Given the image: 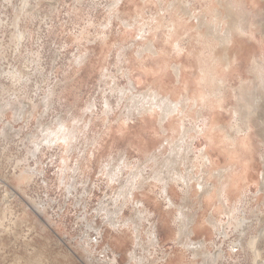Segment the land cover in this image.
I'll return each mask as SVG.
<instances>
[{"label": "rangeland", "instance_id": "obj_1", "mask_svg": "<svg viewBox=\"0 0 264 264\" xmlns=\"http://www.w3.org/2000/svg\"><path fill=\"white\" fill-rule=\"evenodd\" d=\"M227 3L240 28L211 78L224 52L206 25L227 27ZM149 91L180 108L135 109ZM183 135L194 178L168 193L156 173ZM263 177L264 0H0V264H255L261 233L264 264Z\"/></svg>", "mask_w": 264, "mask_h": 264}, {"label": "bare ground", "instance_id": "obj_2", "mask_svg": "<svg viewBox=\"0 0 264 264\" xmlns=\"http://www.w3.org/2000/svg\"><path fill=\"white\" fill-rule=\"evenodd\" d=\"M228 4V3H227ZM231 4H228V5H222L223 8L225 9L226 13H225V17L229 20V22L227 23V27L222 31L220 29V27H216L215 25L213 24H210V25H206L207 26V34L208 35H211L215 40H217V42L219 44H221V47H222V50H223V55L219 56V57H212V59L214 60L215 64H213V66L211 65H208V66H204V73L205 75H210L211 78H214L215 74H217L219 71L218 69L222 68L224 71H226L225 69H228L230 67V64H231V59H230V55L228 53V50H227V46L228 44L232 43L233 42V37L235 36V33L239 30L240 28V22L238 20V18L236 17L233 9L231 8L230 6ZM184 9L185 11H188L190 12V9L188 6H184ZM222 12L218 11V14L221 15ZM223 14V13H222ZM219 18V16H217ZM221 17V16H220ZM238 41V40H237ZM239 51V50H238ZM193 55V54H192ZM194 58V57H193ZM189 59V58H188ZM192 59V58H191ZM183 60V59H182ZM188 60L186 59V62ZM185 62V61H184ZM167 67V66H166ZM155 69V68H154ZM167 69V68H166ZM157 71V70H156ZM155 71V72H156ZM162 71V70H161ZM169 71V69H168ZM182 71V70H181ZM209 71H211V73H209ZM163 72V71H162ZM167 72V71H166ZM177 74H178V70H177ZM157 76L159 74H156ZM162 75V73H161ZM166 75V74H165ZM160 76V75H159ZM167 77V76H165ZM164 79V78H163ZM160 80V79H159ZM189 81V80H188ZM167 85V84H166ZM133 86V85H132ZM131 86V87H132ZM159 86V85H158ZM163 86V85H162ZM135 88V87H134ZM159 88V87H158ZM170 89V87H168ZM160 89V88H159ZM173 89V88H172ZM162 90V89H161ZM130 91V90H128ZM163 92V91H162ZM173 92V91H172ZM161 93V92H160ZM247 93H249V95L247 96H244L243 95V100L244 101H254V94L252 90H248ZM163 94H165V92H163ZM173 94H171L172 96ZM173 99V98H172ZM176 99V98H175ZM124 102V101H123ZM134 104H135V109H138V110H142V109H145V108H148V105L151 106L152 108L154 107H158L160 110H161V115L163 118L167 117L168 118V115L173 112L174 110H178L179 105H181L182 102H174L172 101L169 97H162L161 95L158 94V92H147L145 94H143V98L142 99H139V98H136L134 96ZM184 102H185V99H184ZM190 102V101H189ZM247 102H243V116H244V119L248 120V118L250 117V114L251 112L249 111V108H250V105L248 106L247 105ZM122 103V102H121ZM257 103V104H256ZM256 103H253V107L254 108H258V102ZM123 104V103H122ZM187 105V104H186ZM183 106V104H182ZM155 108V109H156ZM110 109V108H109ZM134 109V108H133ZM147 110V109H146ZM154 110V109H153ZM133 111V110H132ZM153 112V111H152ZM151 112V113H152ZM134 113V112H133ZM146 113V112H145ZM154 114V113H153ZM253 114V112H252ZM133 115V114H132ZM144 115V114H143ZM146 115V114H145ZM148 116V115H147ZM155 116V114H154ZM142 122H143V119H142ZM141 123V122H140ZM129 124V123H128ZM149 124V123H148ZM151 124V123H150ZM149 124V126H150ZM172 124V122H171ZM60 126H63V136L62 138L65 139L66 141L69 139V134L68 132H66V128L64 127V125L61 123ZM125 126H127L125 124ZM146 126V125H145ZM123 127V126H122ZM131 127V126H130ZM139 127V126H138ZM62 128V127H61ZM129 128V127H127ZM122 129V128H121ZM124 129V128H123ZM131 129V128H129ZM60 130V128H59ZM119 130V129H118ZM61 131V132H62ZM120 131V130H119ZM126 131V130H125ZM131 131V130H130ZM129 131V132H130ZM138 131V130H137ZM60 132V131H59ZM60 132V133H61ZM127 132V131H126ZM186 132V131H185ZM123 133V132H122ZM56 134H58L57 132L54 133L55 137H56ZM61 134V135H62ZM129 134V133H128ZM145 134V133H144ZM144 134L141 135L140 137V140L142 141L145 137ZM123 135V134H121ZM127 135V134H126ZM125 136V134H124ZM126 137V136H125ZM148 137V136H147ZM145 137V138H147ZM182 137V136H181ZM185 137H187L186 135H183V137L181 138V141H177L175 142V144L173 145V147H171V152L167 155V157L161 162L162 163V168L159 170L158 173V176L156 177V180L157 178L159 180H162V181H165L166 183V186H165V191H167L169 193V190H170V187H169V180L172 179V178H180L183 180V182L189 186V183L191 182V180L194 178V175L191 173V172H187V173H183L180 169V165L181 163L185 164V162H183L186 158H188L186 154L187 152V149L190 148L187 144V141L185 140ZM59 138L61 137H58V138H55V140H58ZM135 139H138L137 137ZM183 141V143H182ZM139 142V141H138ZM151 143V140H149L147 138V140L145 141V143H142V146H143V149L144 148H148L150 146ZM141 146V148H142ZM188 146V147H187ZM155 157V156H154ZM124 159V158H123ZM152 159V158H151ZM128 161V159H126ZM162 160V159H161ZM155 162V161H154ZM160 162V161H159ZM188 164V162H187ZM126 166V164H125ZM129 166V165H128ZM157 166V165H156ZM160 166V165H159ZM119 167V166H118ZM158 167V166H157ZM186 167V170H188V165L185 166ZM160 168V167H159ZM195 168V167H193ZM112 171H114V169H111ZM157 170V169H156ZM111 171V172H112ZM110 172V170H109ZM134 172V171H133ZM133 173H131L132 175ZM139 174V173H138ZM111 176V175H110ZM137 176V175H136ZM141 176V175H140ZM114 177V176H113ZM222 177V176H221ZM134 178V177H133ZM130 179L128 180L127 184L125 187H123V190L119 193V195L121 196H124V198H126L127 196V193L129 192L130 194L132 193L133 194V190H132V183L135 181V179L133 180ZM200 178V179H199ZM264 178V177H263ZM116 179V178H115ZM139 179V178H138ZM179 179V180H180ZM196 179L198 180L197 183L199 184V188L201 190V192H205L206 190L209 191V184L206 182L205 178L203 177H197L196 176ZM221 179V178H220ZM137 181V180H136ZM158 181V180H157ZM172 181V180H171ZM213 182V181H212ZM139 183V182H138ZM136 183V184H138ZM263 183H264V180H263ZM140 185V184H139ZM138 185V186H139ZM165 185V184H164ZM230 185L234 186L237 188V184H236V181H232L230 183ZM134 186H135V183H134ZM137 186V185H136ZM214 188V187H212ZM211 188V189H212ZM171 192V191H170ZM213 192V191H212ZM207 193V191H206ZM131 196V195H130ZM123 198V197H122ZM129 198V197H128ZM127 199V198H126ZM121 200V199H120ZM171 200V199H170ZM127 201V200H126ZM184 205V204H183ZM186 205H184L183 207H185ZM182 210V209H181ZM180 215V218H179V221H180V234L182 235L183 238H185L184 240L181 239V241L183 243H186L187 245H190V246H195V248H192V251L196 256H200L202 254V252H204L203 250L206 248L205 247V241H196L194 242V238H193V233H197L196 230L194 229V227H191L192 225V222L194 221V218L193 216H190L187 212H184L183 210L180 211L179 213ZM112 218V217H111ZM119 219V218H118ZM135 221V220H134ZM116 222H118V220L115 218L111 223L112 224H116ZM133 222V221H132ZM121 223V222H120ZM119 223V224H120ZM134 223V222H133ZM137 224V223H136ZM130 225V224H129ZM135 226V225H134ZM137 229V235L139 237L142 236V233L138 227V225L135 227ZM197 230H201L202 226L201 224L199 223V221L197 222V225L196 227ZM263 234L261 233V236L260 237H254L252 238L251 242L249 243L250 246L253 248V250L255 251V260H254V263L255 264H263V259L261 258V252H260V246L259 245V241L261 240V237ZM153 236L154 237H151L152 240L151 241V244H156L157 242H160V239L158 238V232H157V228H155V231L153 232ZM121 237V236H120ZM125 239V238H124ZM141 239V238H140ZM118 241H121V238L118 240ZM123 241V240H122ZM123 243V242H121ZM139 243V242H138ZM141 243V242H140ZM139 243V244H140ZM257 244V246H256ZM198 245V246H196ZM135 254V253H134ZM204 254V253H203ZM216 256L218 255V253L215 254ZM208 258V257H207ZM206 259V258H205ZM207 261V262H206ZM205 262L202 261V264H210V261L206 260ZM256 261V262H255ZM121 262V261H119ZM122 263V262H121Z\"/></svg>", "mask_w": 264, "mask_h": 264}]
</instances>
